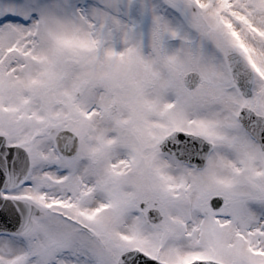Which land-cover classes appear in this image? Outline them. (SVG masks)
<instances>
[{"label":"snow or ice","instance_id":"1","mask_svg":"<svg viewBox=\"0 0 264 264\" xmlns=\"http://www.w3.org/2000/svg\"><path fill=\"white\" fill-rule=\"evenodd\" d=\"M0 264H264V0H0Z\"/></svg>","mask_w":264,"mask_h":264}]
</instances>
